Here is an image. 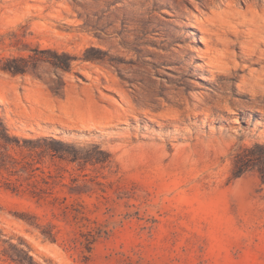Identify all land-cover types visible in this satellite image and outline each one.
Returning a JSON list of instances; mask_svg holds the SVG:
<instances>
[{
    "label": "rangeland",
    "instance_id": "374dc122",
    "mask_svg": "<svg viewBox=\"0 0 264 264\" xmlns=\"http://www.w3.org/2000/svg\"><path fill=\"white\" fill-rule=\"evenodd\" d=\"M0 120V264H264V0H0Z\"/></svg>",
    "mask_w": 264,
    "mask_h": 264
},
{
    "label": "trees",
    "instance_id": "16d2710c",
    "mask_svg": "<svg viewBox=\"0 0 264 264\" xmlns=\"http://www.w3.org/2000/svg\"><path fill=\"white\" fill-rule=\"evenodd\" d=\"M6 68H7V70L14 72V73L15 72H25V68L23 66H17V65L9 64ZM3 127H4V130L6 131L7 128L3 125L2 120H0V137L1 138H3ZM1 169H3L4 171H7V172L12 171L7 163H0V170ZM14 171H17V170H14ZM261 177L264 180V174L262 172H261ZM32 183H33V185H36L35 182H32Z\"/></svg>",
    "mask_w": 264,
    "mask_h": 264
},
{
    "label": "bare ground",
    "instance_id": "6f19581e",
    "mask_svg": "<svg viewBox=\"0 0 264 264\" xmlns=\"http://www.w3.org/2000/svg\"><path fill=\"white\" fill-rule=\"evenodd\" d=\"M176 1H179V0H176ZM188 1L191 2V0H188ZM210 1H211V3H214L215 0H210ZM170 3L173 4V1L170 2ZM209 11H210V10H209ZM203 12H204V11H203ZM203 12H202V14H203ZM187 13H188L189 16H191V15H190V12H187ZM202 14H201V15H202ZM205 14H206V13H205ZM201 22H203V20H201ZM201 22H200V24H201ZM198 23H199V22H198Z\"/></svg>",
    "mask_w": 264,
    "mask_h": 264
}]
</instances>
